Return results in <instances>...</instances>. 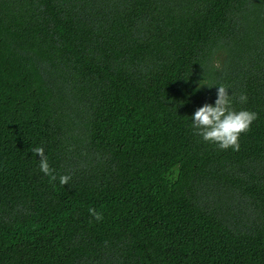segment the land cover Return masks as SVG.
Segmentation results:
<instances>
[{"label":"trees","instance_id":"obj_1","mask_svg":"<svg viewBox=\"0 0 264 264\" xmlns=\"http://www.w3.org/2000/svg\"><path fill=\"white\" fill-rule=\"evenodd\" d=\"M0 264H264V0H0Z\"/></svg>","mask_w":264,"mask_h":264},{"label":"clouds","instance_id":"obj_2","mask_svg":"<svg viewBox=\"0 0 264 264\" xmlns=\"http://www.w3.org/2000/svg\"><path fill=\"white\" fill-rule=\"evenodd\" d=\"M208 88L216 87V98L214 102H205L192 113L190 128L193 134L200 137L206 143L216 145L220 150L239 151L241 134L249 131L254 121L258 119V113L247 109H237L236 103L246 104L247 94L241 93L238 97L230 88L223 84L210 85ZM35 156H39L38 168L45 176L55 181L57 176L50 166L45 150L41 146L32 149ZM71 180L70 175H60V185H66ZM90 214L99 221L101 214L94 209L89 210Z\"/></svg>","mask_w":264,"mask_h":264}]
</instances>
